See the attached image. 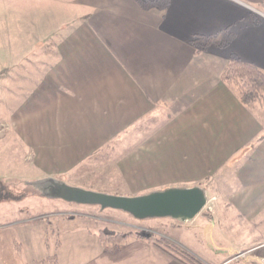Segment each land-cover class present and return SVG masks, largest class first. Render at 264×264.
Instances as JSON below:
<instances>
[{"label": "crops", "instance_id": "1", "mask_svg": "<svg viewBox=\"0 0 264 264\" xmlns=\"http://www.w3.org/2000/svg\"><path fill=\"white\" fill-rule=\"evenodd\" d=\"M260 2L169 0L160 13L134 0H0L17 29L0 30L6 85L20 93L10 132L38 178L74 173L123 141L116 164L130 192L114 194L197 186L232 219L264 228V106L245 107L220 79L230 52L264 71V12L258 24L249 14ZM238 22L227 47L189 42ZM38 220L0 223V264L51 251L57 264H183L134 236L109 252L100 227L74 219L53 223L51 250Z\"/></svg>", "mask_w": 264, "mask_h": 264}, {"label": "rangeland", "instance_id": "2", "mask_svg": "<svg viewBox=\"0 0 264 264\" xmlns=\"http://www.w3.org/2000/svg\"><path fill=\"white\" fill-rule=\"evenodd\" d=\"M4 8L5 5L0 3V30L2 31L9 26L14 27L4 19V13H2ZM254 12L261 17L264 10L256 8ZM9 21L14 22L13 19ZM13 30L17 29L14 27ZM3 37L5 42V35ZM15 38L16 36H13V39ZM19 40L17 44L22 43L20 36ZM213 46L216 47V45ZM1 65L0 223L15 222L14 220L20 217L27 218L29 222L39 219L38 223L47 231L45 246L47 245L51 250L58 241L52 231L53 223L58 222L59 225L62 221L74 219L79 222H88L91 228L100 227V229L111 231L130 232L132 233L130 236H134L133 233L136 231L152 233L185 250L200 264H264V228L263 225H259L261 222L258 226L256 224L257 227H253L244 221L232 219L234 213L230 212L229 208L223 210V206L218 208L216 203L218 197L211 191L205 197V205L190 219L173 216L138 217L122 209L96 203H79L61 197L65 195L63 185L104 194L130 192L127 183L119 177L120 173L116 164L117 158L128 147L125 144L122 145L123 141L115 140L110 143L109 148L90 157L87 163L78 168L79 172L39 179V175L30 164L28 151L20 143L15 142L10 132L13 127L9 119L10 113L15 108L20 93H17L18 84L10 87L6 85L4 61L0 62ZM207 185L212 186V181H207ZM140 191L143 194V190ZM12 228L18 229L17 226ZM15 238L13 245L18 251L22 240L19 230ZM145 241L155 246L153 242ZM52 253L51 251L50 254Z\"/></svg>", "mask_w": 264, "mask_h": 264}, {"label": "trees", "instance_id": "3", "mask_svg": "<svg viewBox=\"0 0 264 264\" xmlns=\"http://www.w3.org/2000/svg\"><path fill=\"white\" fill-rule=\"evenodd\" d=\"M143 10H156L163 13L169 4V0H134ZM257 9L264 10V2L256 6ZM252 22L258 24L262 22L256 12L250 11ZM243 26L242 22L228 25L211 34H195L191 36L189 42L196 48V51L205 49L213 44L220 47H227L237 33V29ZM221 81L227 85L237 96L239 101L247 108L253 106H264V71L252 63H248L239 58L235 53L230 52L227 61L220 75ZM130 232L111 231L100 229L98 237L103 248L109 252L118 251L120 242L130 236ZM136 238H142L153 242L154 245L167 254L175 257L184 264H200L193 259L185 250L173 245L163 237L156 236L145 231L133 233ZM58 243V241L56 242ZM26 264H57L54 253L44 258L36 259Z\"/></svg>", "mask_w": 264, "mask_h": 264}, {"label": "water", "instance_id": "4", "mask_svg": "<svg viewBox=\"0 0 264 264\" xmlns=\"http://www.w3.org/2000/svg\"><path fill=\"white\" fill-rule=\"evenodd\" d=\"M67 198L79 203H96L122 209L138 217L173 216L190 219L205 205L203 191L197 187L167 188L136 196L104 194L91 190L62 186Z\"/></svg>", "mask_w": 264, "mask_h": 264}]
</instances>
